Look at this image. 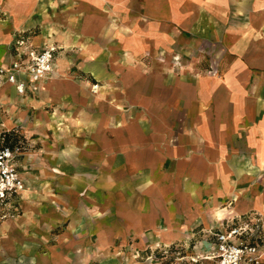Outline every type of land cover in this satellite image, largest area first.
<instances>
[{
  "label": "crops",
  "instance_id": "1",
  "mask_svg": "<svg viewBox=\"0 0 264 264\" xmlns=\"http://www.w3.org/2000/svg\"><path fill=\"white\" fill-rule=\"evenodd\" d=\"M3 12L0 67L11 33L59 49L23 94L0 83V134L29 149L16 160L17 203L34 210L21 236L69 219L67 252V237L103 239L111 208V236L143 250L264 212V0H10Z\"/></svg>",
  "mask_w": 264,
  "mask_h": 264
},
{
  "label": "rangeland",
  "instance_id": "2",
  "mask_svg": "<svg viewBox=\"0 0 264 264\" xmlns=\"http://www.w3.org/2000/svg\"><path fill=\"white\" fill-rule=\"evenodd\" d=\"M10 0H0V25L4 21L3 6L7 5ZM13 37L10 44L11 53L15 47L16 38L18 33H11ZM33 35V34H32ZM2 81H0L1 83ZM2 84V83H1ZM1 88V85H0ZM1 125V122H0ZM1 128V127H0ZM12 134V133H11ZM8 137V136H6ZM13 136V139H9L10 143H23L22 140ZM8 138H5L7 140ZM22 146L25 150L27 145L25 142ZM34 212L31 208L22 207V202H19L11 207L5 209L0 208V264H37L38 261L44 260L59 261V262H71L72 264H209L208 260H205L207 252L209 251V241L204 238L203 232L199 236L186 239H175L169 244L159 242V239H146L143 250L129 248L133 239H117L113 238V216L111 208L104 211L102 216L105 222V237H92V238H72L67 237L64 242L68 245L71 244L72 249L67 252H61L59 248H62L58 243V235L67 226L61 222L57 225L49 226V237H35L30 238L21 236L20 230L22 226H19V217L27 214V211ZM94 209L80 206V217L88 213L93 214ZM57 211L60 212L59 209ZM65 213L64 208H62ZM61 211V212H62ZM67 213V211H66ZM67 217V216H66ZM63 218V217H62ZM65 218V217H64ZM83 218V217H82ZM86 219V218H85ZM223 219L218 220V225H223ZM41 224V223H40ZM90 226V228H89ZM40 228V227H39ZM38 229V228H36ZM93 229L91 221H81L78 226V230ZM39 230V229H38ZM51 230V231H50ZM95 230V229H94ZM42 233V232H41ZM110 235V236H107ZM102 240L105 245L102 244ZM144 240V239H143ZM19 245L17 249L16 246ZM25 247H30L33 251H23ZM79 247H84V252L78 250ZM18 250V251H17ZM61 250H64L63 248ZM52 251V252H51ZM33 252V253H32ZM51 252V253H48Z\"/></svg>",
  "mask_w": 264,
  "mask_h": 264
},
{
  "label": "built area",
  "instance_id": "3",
  "mask_svg": "<svg viewBox=\"0 0 264 264\" xmlns=\"http://www.w3.org/2000/svg\"><path fill=\"white\" fill-rule=\"evenodd\" d=\"M58 47L54 44L34 48L28 38L15 42L14 60L9 67H0V81L23 94L26 83H38L51 71ZM22 144H12L0 134V208L17 204L24 191L16 160L23 152ZM209 241L204 257L211 264H261L264 255V212H251L227 220L217 229L203 232Z\"/></svg>",
  "mask_w": 264,
  "mask_h": 264
}]
</instances>
